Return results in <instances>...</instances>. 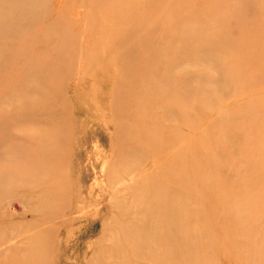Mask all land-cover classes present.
I'll return each instance as SVG.
<instances>
[{"label": "bare ground", "instance_id": "bare-ground-1", "mask_svg": "<svg viewBox=\"0 0 264 264\" xmlns=\"http://www.w3.org/2000/svg\"><path fill=\"white\" fill-rule=\"evenodd\" d=\"M241 1L0 0V230L5 229L0 264H13L16 250L41 255L50 244L42 237L41 218L51 217L57 206L52 198L59 183L49 182L60 178L64 167L68 170L76 125L82 130L102 125L110 145L104 171L112 184L116 220L130 222L115 230L140 251L141 232L151 225L155 237L148 236L152 247L146 255L155 264L162 261L154 256L161 241L172 255L179 249L186 264L194 259L197 242L205 251L206 222L196 219L202 191L198 199L185 188L200 181L179 178L189 166L196 172L202 166L210 173L225 171L226 179L218 177L217 187L200 184L206 193L216 190L214 202L226 203L228 209H241L240 201L254 206L244 170L227 147L239 136L224 140L216 135L226 116L202 115L194 98L197 84L207 88L211 79L201 63L223 64L225 57L240 54L232 62L233 76L244 90L229 105L240 111L227 120L237 134L243 124L246 138H253L256 155L244 159L247 168L264 172V125L247 116L263 115L264 71H257L261 65L254 53H242L244 45L233 44L241 31L244 43L264 55V21L254 18L241 28L247 15H254L246 8L230 10ZM252 2L250 9L257 6ZM200 136H217L216 145L200 148ZM123 162L149 165L143 170L133 166L122 178ZM229 175L237 180H228ZM263 188L264 180L257 187L261 196ZM13 195L31 208L32 216L12 222L15 208L8 200ZM124 200L137 211L130 214ZM260 203L264 206V200ZM113 224L114 219L107 229ZM7 256L9 261L2 262Z\"/></svg>", "mask_w": 264, "mask_h": 264}, {"label": "rangeland", "instance_id": "rangeland-1", "mask_svg": "<svg viewBox=\"0 0 264 264\" xmlns=\"http://www.w3.org/2000/svg\"><path fill=\"white\" fill-rule=\"evenodd\" d=\"M163 1L165 0H153L156 4ZM252 1L257 2V6L254 9H250L254 6ZM263 2L261 0H243V2L233 4L232 7L230 6V10H243L245 8V11L253 10L250 13L252 12L254 15H251V17L247 15V18L243 20L240 26L241 28L245 27L249 22L254 21V18L263 24ZM205 11L208 10L205 9ZM214 17H217L216 13ZM236 30L239 31L238 29ZM241 34L242 32L240 31L237 34V38L235 37L236 33L234 34L236 39L233 44H243L244 50L242 53H254L256 57L255 62H260L258 64L261 65L260 70L257 69V71H264V55H260L257 48L251 46V43H244V40H242L244 37ZM251 35L250 38L253 41L260 43L254 35ZM236 56L240 58V54H236ZM236 56L229 55L228 58L224 56L228 60L224 61L223 64H214L213 62L209 64L201 63V66L199 65L200 69L208 72L211 79L206 82L207 88H203L200 83L197 84L194 98L199 104V112L202 115L214 112V115L220 113V116H226V119L220 120L217 124L216 135L225 136L224 140L232 136H239L236 142L231 143L227 147H230L234 151L233 154L235 156H233V159H236L235 164L244 170L245 185L251 191V197L252 195L254 196L252 203L254 206L240 201L239 206L241 209L233 208V206L231 209H228L226 203H220L218 200L214 202V198L217 199L215 188L209 189L215 190L213 195V191L209 193L204 192L206 189L200 184H202V181H205L209 185L217 187L216 184L219 183L218 177L223 175L224 179H226L225 171L219 168V171L210 173L202 166L196 172L191 169L189 170V166L188 171L182 173L179 178L181 182L185 179L190 181L191 178H196L198 180L197 183L200 181L196 187L194 184L192 185L191 181V186H188L189 184L185 183V181L182 184H187L185 188L190 190L186 191L191 192L192 195H196L198 199L202 191L201 198L196 203V209L198 210L196 219L206 222L202 233L207 238V241L205 242V251L202 250L203 243H196L197 245L194 247L196 251L193 254L194 259L193 257L187 259L188 264H264V206H260L262 205L260 200H264V188L263 196L259 195L260 191L257 189L259 183L264 180V172L260 173L256 169L247 168L244 159L256 155L255 147L251 143L253 138L251 136L246 138L243 124L239 125V133L237 134L235 126L230 125V121L227 120L228 118L233 120L239 114L238 105H232L231 109L229 105L233 103L232 97L234 94L244 90L242 88V81L233 76L232 62L236 59ZM81 65L82 63L80 62V67ZM217 70H220V72ZM83 105L86 109L90 108L86 103ZM249 114L247 113L248 117L252 116L262 121L264 125V112L262 113L263 115L260 113ZM77 122L79 123V121ZM258 130L261 129H257L256 133ZM109 131L106 130L108 133ZM262 134L260 133L259 136ZM216 139L217 136L213 138L200 136L199 146L200 148H206L216 145ZM72 147V161L68 166V170L64 167V173L61 174L60 178L55 177L52 182H49L52 184L54 181L59 183L58 194L52 198L55 200L54 205L57 206L53 214L50 215L51 217L44 215L40 223L42 237L46 241V245L48 242L50 244L48 247H45L41 255H28L26 249L22 252L16 250L17 258L12 263L155 264L153 259L146 255V252L152 247L149 237H155V232L151 225H148L149 227L141 232L144 235L141 239L144 243V248L140 251L133 249L131 239L126 243L124 239L125 235L123 233L119 234L115 230L122 223L127 228L130 222L126 221L125 218L116 220L115 213L118 212L113 207L112 199L114 193L111 190L112 184L106 177V171H104L105 164L107 166V160L110 159V145L102 125L90 124L84 130L76 125ZM148 165L137 166L136 164H130L129 166L123 162L121 167V171H123L122 178L127 175V171H131L133 166L143 170L147 169ZM127 178L129 179V177ZM228 180L236 181L237 179L235 176L229 175ZM120 182L121 184L125 183L124 180ZM122 196L127 197V192H123ZM12 197L11 200H8L13 202L15 208L13 210L12 222L24 221L27 217L33 215L30 210L31 208L19 203L20 198L18 196L13 195ZM239 198L244 200L246 197L239 196ZM123 203L128 212L130 211V214L137 211V207L134 204L132 206L126 200ZM216 206L220 207L217 209ZM22 212H24L23 215H21ZM112 219L117 221V224H113L107 229ZM15 232L16 229L14 228L12 233L14 234ZM4 233L5 229L0 230V235ZM0 239L2 238L0 237ZM50 246L53 247V250L50 249L49 251ZM157 246V252L154 256H158L162 260L160 264H186L180 255L179 249L172 255V253L166 250L167 248L163 249L164 241H161V244ZM183 249L189 252V248L185 247ZM23 255H26L25 259ZM201 258H204V260ZM1 261H9V257H4Z\"/></svg>", "mask_w": 264, "mask_h": 264}]
</instances>
